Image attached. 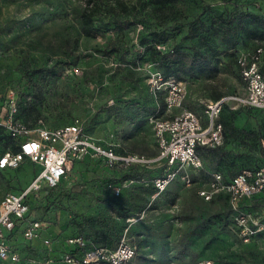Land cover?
I'll return each instance as SVG.
<instances>
[{
    "label": "rangeland",
    "instance_id": "374dc122",
    "mask_svg": "<svg viewBox=\"0 0 264 264\" xmlns=\"http://www.w3.org/2000/svg\"><path fill=\"white\" fill-rule=\"evenodd\" d=\"M90 2L94 33L85 36L80 15L86 0H0V120L6 90L13 88L20 94V117L28 123L39 117L50 127L76 122L95 142H119L127 151L155 156L151 119L166 114L147 79L162 70L163 54L177 49L198 63L209 62L203 72L183 77V107L202 114L207 100L243 93L236 54L259 45L264 51V43L251 39L238 22L242 11L264 19V0ZM191 28L197 37H188ZM154 32L166 40L156 44ZM222 115L227 119L224 140L202 153L206 167L225 173L264 164L258 147L264 114L243 108L233 113L227 106ZM5 147L0 140V152ZM163 167L155 163L128 180L96 159L74 163L56 188L37 193L29 203L28 217L43 222L50 250L16 231L21 261L15 264H46L49 256L53 262L48 264H59L56 257L66 239L77 235L108 247L124 238L136 251L124 264H189L199 258L214 264H264V230L248 244L232 235L226 229V200L207 202L197 194L206 175L188 169L193 184L175 179L153 196L152 178ZM35 171L27 160L0 170V199L21 190ZM108 182L119 184V196ZM246 203L244 208L264 223V205Z\"/></svg>",
    "mask_w": 264,
    "mask_h": 264
},
{
    "label": "built area",
    "instance_id": "2783aa9c",
    "mask_svg": "<svg viewBox=\"0 0 264 264\" xmlns=\"http://www.w3.org/2000/svg\"><path fill=\"white\" fill-rule=\"evenodd\" d=\"M160 47V45H157ZM261 48L243 50L237 54L236 62L243 82L242 94H230L204 103L202 114L183 107L186 84L175 77H164L159 71L150 73L147 79L149 90L160 94L166 116L152 118L153 133L158 151L155 156H144L120 150L119 142L98 143L90 139L81 126L68 123L50 127L43 118L29 126L17 118L20 94L13 88L5 93L6 111L0 127L11 137L16 150L5 148L0 152V170L14 169L25 160L30 161L36 171L30 182L17 192H7L0 199V261L16 263L21 260L14 244L16 231L23 239L38 242L50 250V239L42 234L45 225L29 216V197L37 195L43 188L57 186L67 178L74 163L86 157L100 159L105 166L114 169L134 168L138 171L152 167L155 163L165 166L164 173L153 179L157 193L179 178L183 185L193 184L191 171L202 168L198 147L215 148L223 142L222 111L228 106L232 110L252 108L264 113V75L260 71ZM264 149V135L260 139ZM107 188L114 196L120 195V186L108 182ZM198 194L208 201L217 194H224L231 209V230L243 243L264 230V223L250 210L244 208L246 201L264 203V165L243 170L225 181L219 172L211 173L209 180L198 189ZM21 226L20 229L18 227ZM68 247L83 248L81 236L68 237ZM135 256V247L124 238L115 248L94 246L76 258L69 251L57 256L64 264H124ZM53 262L52 256L45 263ZM31 264H34L31 263ZM190 264H214L202 258Z\"/></svg>",
    "mask_w": 264,
    "mask_h": 264
},
{
    "label": "trees",
    "instance_id": "16d2710c",
    "mask_svg": "<svg viewBox=\"0 0 264 264\" xmlns=\"http://www.w3.org/2000/svg\"><path fill=\"white\" fill-rule=\"evenodd\" d=\"M87 1V4L84 8V10L82 11L81 15H80V19H81V23H82V27H81V30H82V33L85 35V36H89L91 34L94 33V26H93V15H94V12H93V9L90 7V0H86ZM238 22H239V25H240V28L241 30L244 31V33L248 34L250 36L251 39L253 40H258L260 42H263L264 43V19L262 17H260L259 15H256V14H253L251 12H247V11H242L239 13V18H238ZM246 24V25H244ZM249 26H251L252 28H250ZM198 36V32L196 29H193L191 28L190 32L188 33V37H191V38H194V37H197ZM152 41H154L156 44H161L163 43L166 39L165 37H163L162 35H159L158 33H152ZM262 43V44H263ZM257 48H261V53H260V71L261 73L264 75V51H263V48H262V45H259V46H256L252 49H246V50H250V51H254L256 50ZM213 54L217 55L218 53H216L215 51L213 52ZM236 57H237V54L235 56V65H236V68L238 70V75L240 77V72H239V68H238V65H237V62H236ZM163 62L161 64V68L162 70H156V71H159L163 74L164 77H175L177 80H180V81H184L183 77L185 75H190V74H194L195 73V70H198L199 72H203L204 71V66H208L209 65V62L207 61L206 63H198L194 57H191L189 58V56L180 51V50H177V49H171L170 51H168L167 53L163 54ZM240 80H241V77H240ZM160 95V94H158ZM161 96V95H160ZM162 98V96H161ZM219 98V97H217ZM216 98V99H217ZM21 101L19 100V105H18V113H17V118H19L21 121H23L24 123L28 124L29 126H32L36 120L33 121V123H28L27 121H25L23 118L20 117V111H21ZM163 107H164V103H163V100H162V111H163ZM243 109H249V110H252V111H258V112H261L263 113L262 111L260 110H257V109H252V108H243ZM225 110V109H224ZM223 110V111H224ZM232 110V109H230ZM238 110V109H236ZM236 110H232V112L234 113ZM222 111V112H223ZM264 114V113H263ZM220 121L223 125V140H224V134H225V129H226V126H227V119H225L221 113V116H220ZM264 135V132L258 137V147L259 149L264 153V149L261 147L260 145V139L261 137ZM0 140H4V144H6V147L5 148H11L12 150H16L17 149V146L15 145V142L11 139V137L5 132V135L3 137H0ZM223 143V142H222ZM121 145V144H120ZM222 145V144H221ZM221 145L215 147V148H208V147H198L197 148V153L199 154V156L201 157V160H202V168L198 169L197 171H192V172H195L197 174H204L206 175L207 179L209 180L210 176H211V173L213 172H219L222 174L223 178L225 181H228L230 180L233 176H235L236 174H238L239 172L243 171V170H253V169H256L264 164H260V165H257V166H254V167H249V168H245L243 170H240V171H237V172H221L220 170L218 169H214V170H210L206 167V164H205V161L203 159V156H202V153L204 151H209V152H212L214 151L216 148L220 147ZM126 150L122 145H121V148L119 149L120 150ZM127 151V150H126ZM130 152V151H129ZM86 160H93L92 158H89V157H86L84 158ZM83 159V160H84ZM99 163L103 164V162L100 160V159H96ZM26 161V160H25ZM28 161V160H27ZM81 161V160H80ZM30 162V161H28ZM79 162V161H77ZM76 162V163H77ZM31 163V162H30ZM32 164V163H31ZM104 165V164H103ZM163 165V164H162ZM34 166V165H33ZM164 166V165H163ZM107 167V166H106ZM108 168V167H107ZM150 168H146L144 170H141V171H138L132 167L130 168H126V169H118V171H121L122 173L126 174L128 176V180L129 179H132L130 176L131 175H140V174H144L146 172H148ZM164 169H165V166L163 167V172L161 174H158L157 176H154L152 178V180L156 177H160L163 173H164ZM3 170H6V169H3ZM117 170V169H116ZM35 173V172H34ZM192 178V182H194V177L191 176ZM176 179H179V178H176ZM207 180V181H208ZM62 182V181H61ZM59 185V184H58ZM57 185V186H58ZM57 186L55 187H51V188H43L40 192H47V191H50L51 189H54L56 188ZM168 187V186H167ZM166 187V188H167ZM165 188V189H166ZM164 189V190H165ZM152 194L156 191V188L154 187L153 185V182H152ZM197 194H198V190H197ZM199 195V194H198ZM36 196V195H33L31 197H29L28 199V203H30L31 199ZM200 196V195H199ZM202 197V196H200ZM219 197H223L225 200H226V203H227V215H226V229L232 234L234 235L241 243H243L241 241V239L231 230L230 226H231V209L229 207V204H228V201H227V198L224 194H217L215 195L212 199L208 200L207 202H212L214 200H216L217 198ZM203 199V197H202ZM256 200V199H255ZM254 200V201H255ZM206 201V200H205ZM257 203L261 204V205H264V203L262 202H258ZM29 207H30V204H29ZM30 213V211H29ZM261 234L258 233L257 235ZM256 235V236H257ZM79 236V235H78ZM255 236V237H256ZM254 238V237H253ZM252 238V239H253ZM84 239V238H83ZM85 241V246L83 248H75V247H68L66 249V246H65V249L64 251H61V253L58 255L61 256V254H63L64 252L66 251H69V253L73 254L74 257L76 258H79L82 256L83 252L86 250V249H89L91 247H94V246H101V247H107V248H115V247H108L106 245H103V244H92L90 241ZM120 241V240H119ZM118 241V243H119ZM252 241V240H251ZM250 241V242H251ZM249 242V243H250ZM117 243V244H118ZM243 244H248V243H243ZM132 245V244H131ZM136 252V251H135ZM199 259H202V258H199ZM198 260V259H196ZM21 261V260H20ZM19 261V262H20ZM195 261V260H194ZM1 262H4V261H0ZM193 262V261H192ZM8 263V262H6ZM18 263V262H16ZM59 264H64V263H60L58 261ZM191 263V262H190ZM189 263V264H190ZM9 264H15V263H9Z\"/></svg>",
    "mask_w": 264,
    "mask_h": 264
},
{
    "label": "crops",
    "instance_id": "0c3cea01",
    "mask_svg": "<svg viewBox=\"0 0 264 264\" xmlns=\"http://www.w3.org/2000/svg\"><path fill=\"white\" fill-rule=\"evenodd\" d=\"M44 230V229H43ZM42 234H43V231H42ZM44 235V234H43ZM45 236V235H44Z\"/></svg>",
    "mask_w": 264,
    "mask_h": 264
}]
</instances>
